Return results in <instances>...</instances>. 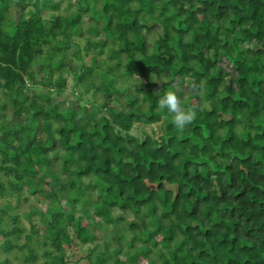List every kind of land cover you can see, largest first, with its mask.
I'll return each mask as SVG.
<instances>
[{
	"label": "trees",
	"instance_id": "trees-1",
	"mask_svg": "<svg viewBox=\"0 0 264 264\" xmlns=\"http://www.w3.org/2000/svg\"><path fill=\"white\" fill-rule=\"evenodd\" d=\"M46 10L57 13L49 24ZM85 36L86 52L108 49L107 57L70 71L85 94L107 102L99 118L28 92L29 82L68 89L66 54ZM44 48L40 77L32 64ZM134 76L143 80L136 92L118 88ZM166 90L196 112L183 131L158 108ZM0 92L14 114L0 122V173L51 204L42 240L17 216L3 228L1 209V252L27 250L23 259L37 264L39 248L50 246L41 264H66L73 229L80 244L93 245L91 264H264V0H0ZM58 175L65 181L51 194L34 185ZM77 207L93 209L88 224ZM99 227H107L104 237Z\"/></svg>",
	"mask_w": 264,
	"mask_h": 264
},
{
	"label": "rangeland",
	"instance_id": "rangeland-1",
	"mask_svg": "<svg viewBox=\"0 0 264 264\" xmlns=\"http://www.w3.org/2000/svg\"><path fill=\"white\" fill-rule=\"evenodd\" d=\"M56 1L58 2L61 0H56ZM77 1L78 0H73V3ZM61 6H62V10L60 12L66 14L67 13L66 2H62ZM33 9H34L33 7H30L27 10H33ZM15 10H16L15 8L12 9L13 12H15ZM53 15H57V13L46 10V11H43L42 18L46 21V24H49L52 20ZM84 21L86 22L87 25L89 24L88 17H86ZM87 37L88 36H85L83 38H75V40L71 42L70 48L66 54L67 62L69 63L70 68H67L66 70H64L63 76L68 79L69 88L62 90V91L57 90V89L47 90V89H44L43 87L31 86L29 82L28 92L30 96L33 97L37 94L49 95L51 99L53 100L54 104L60 105V111H65V110L74 109V108L82 109V107H88L90 110V118H99L107 114L106 109L103 107V104L107 102L105 101L104 98H101V94L95 93L94 90H91V92H89L88 94H85L83 85L78 84L77 80L72 76L73 72L70 71V70H78L80 68L82 69L86 66H89L91 64L92 58L95 56H97L100 60H103L107 57L108 49H106L105 52L101 55L99 53L100 48L96 50L94 48H91L89 52H86V49L84 47L86 44ZM95 41L97 44H99V43H104L105 39L99 38V39H96ZM47 49L48 48H44L45 53L35 58L32 64V71L34 73H37L40 77H43L45 75V72H47L46 70L40 71L39 69L40 67H42L43 65L47 63V60L45 59ZM79 50H82V52H80L82 55V58L74 57L73 54H75ZM59 56L60 57H57L56 59H60L62 57L61 55ZM105 69L106 68L104 67V68H99L96 70L94 80L97 85L100 84L101 75H103L106 72ZM87 85H89V83L85 82L84 87ZM133 85L142 86L143 80L138 76H134L133 80H131L130 82L120 80L118 83V88L122 90L129 88V90L126 93L128 92L133 93V92H136L135 89L133 88ZM125 95L126 94L123 93L121 96H114L113 98L115 100L113 101V103L114 104L117 103L119 105L118 101L123 102L125 99ZM0 105L5 107V109L0 112V122L2 121L8 122V123L13 122L14 114H13L11 103L9 100L5 98V96L1 92H0ZM83 116L85 115L81 113V117ZM160 126H161V123L156 126V129H158V127ZM147 130L149 131V133L152 134L150 128H148ZM133 133L138 134L139 130L134 129ZM1 135H2V132L0 129V137ZM40 137L44 138L45 134L41 133ZM13 175L10 177H7V176H4L2 173H0V179L1 181L5 183V187H6V191L0 196V216H1V209H3L4 213H6V214L2 213L4 216L5 223H6L3 225V228L9 230L11 227V225L8 224L11 221L9 216L10 215L17 216L19 217V220L21 221L22 226L25 229H27L28 232H30L31 230V223L35 224L36 229L40 231V235L38 234L36 237L37 238L39 237L42 240V238H44V231L46 230L48 222H49V218L46 216L45 211L50 207L51 204L50 202L44 200L43 197L30 196V194L25 189L23 190L20 187H18V184L20 185L22 183L19 181H16L13 178ZM57 179H58L57 181H54L51 178L47 177L45 181L35 180L34 185L36 186L41 185L45 193L51 194L52 187L58 186V184L61 185L65 181V178L62 175H58ZM10 182L14 183L13 187L10 186ZM85 183L87 185H90L91 179L87 178L85 180ZM55 191H58V189L55 188ZM89 196L95 199V196H96L95 192L90 191ZM27 197H29V200H26ZM66 208L69 211L68 213L70 214V212H72V206L66 205ZM82 211L87 212L85 218L83 219V223L88 224L89 218L91 217V215H93L92 214L93 209L88 212V211H84L81 207H77L76 212L78 213L76 214V216H80L81 214L80 212ZM115 214L122 217L123 219H126L128 222H131V221L133 222L135 220L133 215L126 214L121 211H115ZM99 221L100 220L96 219L95 224L96 225L98 224L100 226ZM104 228L106 229L107 227H103V229L101 230H100V227H99V230L97 229V232L100 233L102 237H104L105 232L107 230L106 229L104 231ZM70 233L75 240L74 242L75 244L70 249H68V251L66 252L67 254L65 258L66 264H91L89 260L86 258V255L89 252V250L93 248V245L80 244L76 238V234L74 233L73 229H70ZM34 240L36 241V239ZM104 241L106 242L105 239L103 241H100L101 250H103L104 248L103 247L105 243ZM24 243H25L24 240L20 242V244H24ZM49 249H52V248H50V246L39 248L40 259L38 260L37 264H41L45 261V258L43 257V252ZM27 253H28L27 250H23V251L15 250L14 252L10 254H5L0 251V260L9 259L10 264H30L26 262L25 259H23L24 255H26Z\"/></svg>",
	"mask_w": 264,
	"mask_h": 264
},
{
	"label": "clouds",
	"instance_id": "clouds-1",
	"mask_svg": "<svg viewBox=\"0 0 264 264\" xmlns=\"http://www.w3.org/2000/svg\"><path fill=\"white\" fill-rule=\"evenodd\" d=\"M157 92L156 94H159ZM158 108L166 110L171 116L173 125L183 131L187 125L191 124L196 119V112L191 107H185L182 104L180 97L174 90L163 91L158 100Z\"/></svg>",
	"mask_w": 264,
	"mask_h": 264
}]
</instances>
